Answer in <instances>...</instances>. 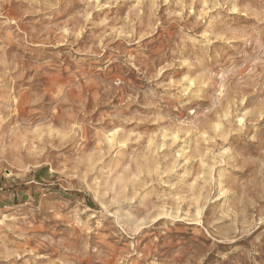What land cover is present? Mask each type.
<instances>
[{"label": "rangeland", "instance_id": "obj_1", "mask_svg": "<svg viewBox=\"0 0 264 264\" xmlns=\"http://www.w3.org/2000/svg\"><path fill=\"white\" fill-rule=\"evenodd\" d=\"M0 264H264V0H0Z\"/></svg>", "mask_w": 264, "mask_h": 264}, {"label": "bare ground", "instance_id": "obj_2", "mask_svg": "<svg viewBox=\"0 0 264 264\" xmlns=\"http://www.w3.org/2000/svg\"><path fill=\"white\" fill-rule=\"evenodd\" d=\"M112 133V132H111ZM175 135V134H174ZM114 139H115V133L112 134L111 138H110V142H114ZM179 139V138H178Z\"/></svg>", "mask_w": 264, "mask_h": 264}]
</instances>
